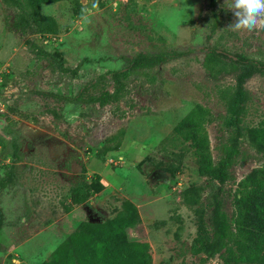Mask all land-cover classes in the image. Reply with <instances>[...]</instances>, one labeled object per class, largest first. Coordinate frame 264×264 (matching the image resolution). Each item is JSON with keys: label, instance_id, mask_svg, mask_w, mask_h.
<instances>
[{"label": "rangeland", "instance_id": "obj_1", "mask_svg": "<svg viewBox=\"0 0 264 264\" xmlns=\"http://www.w3.org/2000/svg\"><path fill=\"white\" fill-rule=\"evenodd\" d=\"M21 2L0 0V264H41L81 224L131 209L126 238L150 264H222L217 212L233 224L236 183L264 166L247 138L264 130V70L205 61L264 64V31L230 30V0H59L39 6L50 36ZM196 109L211 163L231 155L223 182L176 129Z\"/></svg>", "mask_w": 264, "mask_h": 264}, {"label": "trees", "instance_id": "obj_2", "mask_svg": "<svg viewBox=\"0 0 264 264\" xmlns=\"http://www.w3.org/2000/svg\"><path fill=\"white\" fill-rule=\"evenodd\" d=\"M59 0H22L20 10L28 22L39 34L54 36L57 26L54 20L40 13L39 6ZM214 0H209L212 4ZM168 54L140 56L129 62L126 70L149 69L167 59ZM242 68L264 70V64L240 55L229 57L223 52L212 51L206 59V65L216 64L222 59ZM118 71L116 73H121ZM114 73V74H116ZM60 99L69 101L68 98ZM88 102L102 103L99 99ZM198 117L184 118L177 126V131H185L192 140L196 156L201 166L209 170L210 175L223 182L227 179L225 169L229 166L231 155L226 151L215 164L210 161L207 140L200 129L204 119L201 109L194 111ZM204 119V120H203ZM249 144L257 153H264V130L259 131V138L247 136ZM234 205L239 210L238 219L231 224L223 213L217 212L213 222L214 244L212 253H219L222 264L232 262L264 264V166L252 168L237 183ZM138 219L133 209L118 211L111 219L101 223H84L61 242L41 264H150L148 245L128 241L126 230L132 228ZM222 251V252H221Z\"/></svg>", "mask_w": 264, "mask_h": 264}, {"label": "clouds", "instance_id": "obj_3", "mask_svg": "<svg viewBox=\"0 0 264 264\" xmlns=\"http://www.w3.org/2000/svg\"><path fill=\"white\" fill-rule=\"evenodd\" d=\"M228 9L233 12L232 31H264V0H230Z\"/></svg>", "mask_w": 264, "mask_h": 264}]
</instances>
